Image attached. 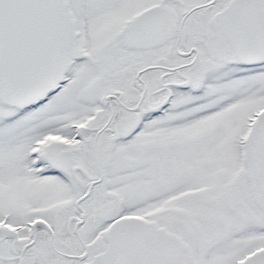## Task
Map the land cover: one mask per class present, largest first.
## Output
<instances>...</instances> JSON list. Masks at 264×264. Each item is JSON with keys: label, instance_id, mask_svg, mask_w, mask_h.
Listing matches in <instances>:
<instances>
[{"label": "snow or ice", "instance_id": "obj_1", "mask_svg": "<svg viewBox=\"0 0 264 264\" xmlns=\"http://www.w3.org/2000/svg\"><path fill=\"white\" fill-rule=\"evenodd\" d=\"M0 264H264V0H0Z\"/></svg>", "mask_w": 264, "mask_h": 264}]
</instances>
